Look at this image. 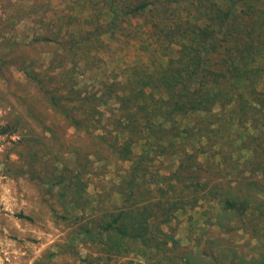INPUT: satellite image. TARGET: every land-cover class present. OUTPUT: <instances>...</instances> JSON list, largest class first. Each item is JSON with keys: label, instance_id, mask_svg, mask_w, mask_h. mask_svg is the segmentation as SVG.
I'll return each mask as SVG.
<instances>
[{"label": "trees", "instance_id": "obj_1", "mask_svg": "<svg viewBox=\"0 0 264 264\" xmlns=\"http://www.w3.org/2000/svg\"><path fill=\"white\" fill-rule=\"evenodd\" d=\"M78 4L90 10L80 22L93 30L79 37L70 35L66 43L59 44L66 54L61 59L68 66L65 70L76 69L81 62L91 67L102 54L110 55L105 37L116 32L136 39L143 52H152L153 45L165 42L178 46L177 57L169 58L166 65H136L125 83L105 84L100 94L59 97L55 91H44L51 108L68 125L100 141L85 150V163L67 166L60 152L54 158V163L64 166L54 175L53 191L60 197L64 218L78 224L76 236L86 235L107 259L113 254L137 253L162 264L178 247L175 237L163 230L176 212L218 199L224 213L218 219L222 221L230 212V216L240 215L254 202L253 197H240L235 188H226L220 168L241 152L239 146L231 147L233 125L246 132L257 130L246 133L249 143L255 142L247 150L254 153L251 156L258 166L264 162V90L257 89L264 82V0H75L70 7ZM105 7L112 17L103 24ZM148 15L141 30L131 24L124 30L128 19ZM74 18L69 22L77 20ZM110 100L119 106L109 109L119 114H111L116 133L95 135L92 124ZM180 120L187 121L182 128ZM119 135L124 143L119 144ZM133 144L142 145L139 153ZM51 153L47 148L44 156ZM92 155L103 171L89 169ZM201 155H206L204 162ZM161 156L177 158L164 174L156 172ZM113 165L116 180L98 181ZM36 173L42 176L39 169ZM209 174L220 179L212 182ZM90 183L101 191L93 200L87 192ZM106 198L110 199L109 209ZM74 246L71 243L64 249Z\"/></svg>", "mask_w": 264, "mask_h": 264}, {"label": "rangeland", "instance_id": "obj_2", "mask_svg": "<svg viewBox=\"0 0 264 264\" xmlns=\"http://www.w3.org/2000/svg\"><path fill=\"white\" fill-rule=\"evenodd\" d=\"M71 4L73 6L75 0H0V264H157L137 253L113 254L107 259L102 248L86 235L76 236L78 224L64 218L67 216L60 197L53 191L56 189L52 186L56 181L54 175L64 164L73 167L77 161L85 163V150L96 147L100 141L85 135L83 129L77 131L68 125L51 108L44 91H55L59 97L74 93L100 94L105 84L125 83L127 74L136 65L152 62L166 65L169 58L177 57L178 46L165 42L153 45L152 52H143L136 39L116 32L105 37L110 55L102 54L91 67L81 62L76 69L65 70L68 66L62 65L61 59L66 54L59 44L66 43L70 35L79 37L93 30L80 22L87 18L90 10H84L80 4L72 8ZM104 11L101 21L106 24L112 15L108 7ZM74 17L77 20L70 23ZM149 17L128 19L123 28L127 31L131 24L141 30L142 23ZM146 29L149 26L146 25ZM45 37L52 41L45 42ZM150 69L152 71L153 67ZM70 81H74V85H70ZM257 89L264 90V82L258 84ZM118 107L110 100L107 107L101 108V115L91 127L95 135H105L107 131L116 133L111 114L117 117L119 114L109 109ZM186 122L182 120L180 127ZM253 132L233 125L229 137L231 147L235 144L243 150L239 149L241 152L232 155V160L224 162L220 169L226 188L233 187L240 197L251 196L254 202L240 215L230 216V212L222 221L218 219L224 214L218 199L203 200L195 208L176 212L163 230L175 237L178 247L172 249L168 254L170 258L166 257L162 264H262L264 162L258 166L251 156L254 153L247 150L253 148L255 142L249 143L246 133L252 135ZM123 138L119 135V144L124 143ZM148 139V143H152ZM141 147V144H133L137 153ZM47 148L52 153L44 156ZM73 149L78 152H72ZM59 152L63 159L59 162L64 164L54 163ZM96 159L93 155L90 157L89 169L103 171L98 169L101 164L95 163ZM205 159L206 155L200 156L202 162ZM157 160L156 165L161 167L155 170L164 174L177 158L161 156ZM114 171L115 166H109L98 181L115 179ZM208 177L212 182L220 179L213 174ZM87 192L90 200L101 193L93 183L89 184ZM106 200L109 209L110 199ZM70 208L74 207L70 205ZM77 213L81 216L79 211ZM71 243L74 249L65 250Z\"/></svg>", "mask_w": 264, "mask_h": 264}, {"label": "built area", "instance_id": "obj_3", "mask_svg": "<svg viewBox=\"0 0 264 264\" xmlns=\"http://www.w3.org/2000/svg\"><path fill=\"white\" fill-rule=\"evenodd\" d=\"M0 14H1V7H0Z\"/></svg>", "mask_w": 264, "mask_h": 264}]
</instances>
